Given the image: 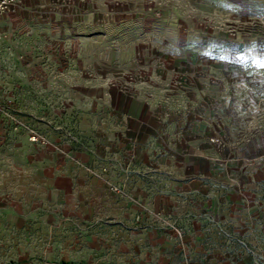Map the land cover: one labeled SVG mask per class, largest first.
I'll return each instance as SVG.
<instances>
[{
    "label": "rangeland",
    "instance_id": "rangeland-1",
    "mask_svg": "<svg viewBox=\"0 0 264 264\" xmlns=\"http://www.w3.org/2000/svg\"><path fill=\"white\" fill-rule=\"evenodd\" d=\"M0 26V95L18 122L16 129L4 131L25 137V148L33 152L46 149L52 143L51 134L57 138L54 143L61 162L73 160L76 169V191L71 197L76 210L83 212L90 201L98 204L100 214L93 228L112 230L118 224L110 216L113 212L101 204L129 199L133 176L148 186L163 177L157 163L169 159L179 165L185 150L181 137L206 138L224 150L227 137L212 129L216 118L234 117L233 104L238 100L240 106L244 102L264 106V0H17L0 17ZM81 55L86 60L90 57L91 77L79 76L84 66L78 61ZM46 69L70 70L75 76L47 78L43 76ZM148 90L155 110L141 123L114 116L107 124L104 115L115 114L124 96L131 116L137 114L132 96ZM67 100L75 106L76 115L91 105H97V111L92 119L77 118L73 126L41 123L39 116L46 105L61 108ZM121 129L123 134H118ZM29 133L45 141H32ZM14 148L0 140V161L3 152ZM134 157L140 165L136 175H132ZM125 159L130 160L124 164L129 169L121 175L116 163ZM124 224L125 230L141 233L136 243L140 246L135 249L131 244L118 262L100 253L99 247L92 261L74 252L68 245L74 229L81 246L89 238L83 237L79 224L73 228L75 224L65 221L44 223L43 229L35 221L26 222L10 235L0 228V261L141 264L152 242L156 247L163 244V239L147 235L140 215ZM167 238L169 250L178 251L180 238L173 232ZM58 241L66 243L68 257L54 253ZM95 242L103 244L102 239ZM239 243L238 254L219 247L210 252L215 263L206 264H264V235ZM175 258L173 264H189L179 261L180 255Z\"/></svg>",
    "mask_w": 264,
    "mask_h": 264
},
{
    "label": "crops",
    "instance_id": "crops-1",
    "mask_svg": "<svg viewBox=\"0 0 264 264\" xmlns=\"http://www.w3.org/2000/svg\"><path fill=\"white\" fill-rule=\"evenodd\" d=\"M78 61L84 65L79 76L91 77L90 57L87 56L86 60V55H81ZM46 70L43 76L47 78L75 76L70 70ZM85 86L81 85V88L86 89ZM150 95L153 94L148 90L132 96L139 110L133 116L124 105V96L115 114L107 112L104 119L107 124L114 116L123 122L128 117L141 123L155 110ZM239 102L233 104L235 116L231 120L218 117L212 127L217 135L227 137L226 149L207 143L206 138H202L204 141L200 138L192 141L181 137L185 150L181 151L179 165H172L169 159L163 164L157 163L163 168V177L155 184L142 186L141 181L133 176L129 199L102 202V208L113 212L110 216L118 223L112 230L91 226L100 214L95 202L90 201L83 212L76 210L77 204L71 201L76 191L73 180L76 169L73 160L61 162L60 153L55 149L56 137L51 134L52 143L46 149L33 152L25 148V137L8 129L2 131L0 140L15 147L3 152L4 160L0 161V176H4L0 181V228L3 234L10 235L30 221L39 223L42 229L43 224L50 221L71 222L75 224L73 228L79 224L83 237L89 238L81 246L78 232L74 229L68 242L74 252L91 258L99 247L100 253L118 262L119 256H125L131 244L135 249L140 246L136 243L141 233L124 229L125 222L140 215L147 227V235L163 239L159 247L152 242L153 246L144 252L141 264H173L178 255L179 261L189 264L215 263L210 252L220 250L219 247L229 248L238 254L240 239L252 241L264 235V106L256 102H244L240 106ZM70 103L67 100L61 108L54 104L46 105L39 116L41 123L73 126L77 118L92 119L97 111V105H91L89 110H81L76 115L75 106ZM117 133L123 134V129ZM124 161L116 163L121 175L129 169L124 164L130 160ZM133 162L132 175H136L140 169L137 157ZM105 167L112 168L110 165ZM172 232L180 238L181 247L175 252L168 248L171 245L167 233ZM97 239H102L103 244L95 242ZM65 246L66 243L55 242L53 251L55 247L58 251L54 253L62 252L68 257L71 252Z\"/></svg>",
    "mask_w": 264,
    "mask_h": 264
},
{
    "label": "built area",
    "instance_id": "built-area-1",
    "mask_svg": "<svg viewBox=\"0 0 264 264\" xmlns=\"http://www.w3.org/2000/svg\"><path fill=\"white\" fill-rule=\"evenodd\" d=\"M17 0H0V17L9 12L16 4ZM1 36V26H0ZM1 73V68H0ZM17 120L11 115L10 106L7 101L3 100L0 96V133L6 128H17ZM29 139L32 141L44 142V137L39 136L36 133H29ZM112 190H117V187H112ZM0 264L1 261H0ZM183 264V263H180Z\"/></svg>",
    "mask_w": 264,
    "mask_h": 264
}]
</instances>
